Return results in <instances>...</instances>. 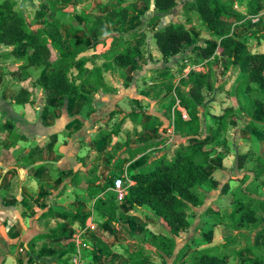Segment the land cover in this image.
<instances>
[{
    "label": "crops",
    "instance_id": "crops-1",
    "mask_svg": "<svg viewBox=\"0 0 264 264\" xmlns=\"http://www.w3.org/2000/svg\"><path fill=\"white\" fill-rule=\"evenodd\" d=\"M28 1H21L24 3L22 8L35 10L47 6L46 0ZM120 1H126L135 8L132 0ZM138 2L142 3L141 0ZM114 4L116 0H72L67 4L58 3L56 9L39 20H35V14L30 18L22 10L28 17L31 29L43 28L47 32L51 14L59 13L62 48L71 53L74 50L72 39H83L90 50L82 57L86 59L96 54L97 57L88 60V66L101 67L102 78H95L93 83L83 85L82 97L75 100L59 96L51 105H47L44 88L52 70L30 67V80L23 82L19 67L32 50L28 44H23L17 54H10L13 47L3 43L0 31V264H59L56 258L36 259L29 252L30 243L40 234L56 229L59 224L66 225L67 219L78 227L80 222L70 217V213H87L86 229L91 231L98 227V223L95 224L97 211L94 206L98 198H105L111 190L104 186L107 174L115 171L133 184L130 179L132 173L150 166L162 155L167 154L171 158L179 143L190 140L174 134L171 119L166 114L156 112V100L150 89L144 87L146 77H152L156 72L154 68L163 65L143 59L137 66L122 69L111 62V56L106 55L105 51L114 46V42L123 37L121 35L127 34L132 21L116 27L110 25V32L103 36L86 34L81 13L98 10L110 24L107 13ZM247 6V0H235L236 10L243 15L248 13L245 10ZM151 8L155 11L153 5ZM260 16L264 23V10ZM170 18L173 16L164 14L161 20L165 23ZM258 20V17L253 18L255 23ZM263 30L264 25L260 23L257 27L237 24L233 28L239 37L251 35L249 45L253 52H264ZM255 32L260 36H255ZM193 33L198 44L200 34H210L206 29L201 32L193 30ZM158 56H162L160 52ZM55 59L56 54L52 57V60ZM180 60L177 56L164 66L175 71V62ZM79 65L75 67L76 71ZM188 72L185 68L183 76ZM235 73L233 68L229 69L226 82L232 78L231 82L236 83L239 76L233 75ZM23 85L34 88L33 103H16L15 97ZM251 87V95L258 93L256 83H251ZM235 94L252 97L240 84L236 85ZM224 100L230 101L228 97ZM134 111L141 112L140 117L143 112L159 116L164 122L160 128L161 135L154 130L143 129L141 123L130 116ZM125 116H128L127 119L116 131L118 123ZM241 118L246 119L243 115ZM242 119L239 118V122L237 117L235 119L232 130L235 138L228 141V153L211 160L214 186L204 185L198 189L201 203L189 207L190 226L175 237L176 247L171 257L164 255L156 244L146 241L145 235L170 233L168 224L146 205L136 208L121 205L126 220L114 222V233L101 231L104 240L113 248L128 241V254L143 250L150 256L154 255L152 258L149 256L147 264H152L151 261L154 264H195L194 255L197 252L212 248L216 254H228V264H249L262 255L264 211L258 210L256 221L243 223L240 222L243 214L237 211V206L251 197L257 203L264 200V190L259 189L260 181L253 182L252 169L255 154L263 150L262 147L259 150L256 130L252 128L253 132L248 126L241 125V122L244 123ZM13 132L18 135L15 142L12 141ZM166 135L172 136L173 147L160 143ZM32 151L36 154L29 156ZM111 154L114 155L112 159ZM71 171L74 173H69ZM253 186L260 191L256 195L252 193ZM46 213L47 216H44ZM128 216L131 219H127ZM98 229L101 230L100 227ZM62 231L67 233L66 229ZM59 239H39L35 248L50 244L60 253L62 242ZM162 254L165 262L162 261ZM126 259L129 263V256Z\"/></svg>",
    "mask_w": 264,
    "mask_h": 264
},
{
    "label": "trees",
    "instance_id": "trees-1",
    "mask_svg": "<svg viewBox=\"0 0 264 264\" xmlns=\"http://www.w3.org/2000/svg\"><path fill=\"white\" fill-rule=\"evenodd\" d=\"M17 1L0 0V31L3 43L13 47L10 54H17L18 49L23 44H28L32 50L19 67L23 73L22 81L30 80V67H47L52 70L44 88L47 105H51L55 98L59 96L74 100L82 97L81 88L83 85L93 83L95 78H102L101 67L88 66V60L97 57L96 54L86 59L82 57L84 53L90 50L84 44L83 39H72L74 50L71 53L66 52L62 48V21L59 17L60 14L57 12L52 13L48 21L49 32L43 28L31 29L25 13L17 8ZM70 1L72 0H46V8L35 9V20L47 17L51 11L56 9L58 3L67 4ZM141 1L147 8H151L153 5L156 11L155 15L146 22L145 27L134 31L127 40L120 37L117 45L111 46L105 51L107 52L106 55L112 53L111 62L122 69L137 66L144 59L148 30H152L156 45L163 55L165 64L170 62L172 57L185 54L191 43L196 40V36L190 27L183 22H171L161 28L154 29L156 23L161 20L162 15L173 11L182 0ZM247 1V15H243L236 10L235 0H192L189 2L188 6L195 11L197 20L213 36V41L198 47L194 50L196 52L192 51L179 61L181 64L180 74L182 76L180 86L173 90L171 88L167 92L165 99L170 100L171 103L173 102L170 105V110H172L173 105L176 106V98L179 99L180 105L187 110L189 117L184 118L182 112L174 106L173 126L175 135L190 138V140L179 143L171 158L167 154L162 155L154 160L150 166L141 168L130 176L134 183L129 187L126 204L130 208L149 206L168 224L170 233L149 235V240H152V243L156 244L158 249L168 257H171L174 253L176 247L175 237L179 236L181 232L187 230L190 226L189 207L191 205L197 206L201 203L200 195L195 190L204 185L214 186L215 179L211 172L214 166L211 160L224 157L229 151L226 140L217 144L221 146L219 149L206 147V143L214 142L217 137L219 138L220 130L212 135L211 140L208 142L195 143V139L204 130L201 106L205 104L207 95L217 87L216 69L220 61L226 62L225 68L228 70L233 68L234 71L243 74L244 79L240 85L245 87L250 95L253 93L251 83L258 85V93L251 95L252 99H254L252 109L257 115H262L264 118V52L252 51L249 45L251 35L249 37H239L233 32V28L237 24L248 27H257L259 25L258 22H253V18L258 17L260 20V12L264 10V0ZM134 10L135 8L132 4L116 0V4L110 6L107 13L110 24L105 19V15L98 10L82 12L81 17L84 20L86 34L103 36L110 31V25L116 27L128 24L131 21ZM254 35L260 36L257 32ZM54 54H56V59L52 60ZM78 64L80 65L76 71ZM189 65H200L203 68L206 67V70L191 68L183 76L185 68ZM163 69L164 71L160 73L161 79L173 75L170 67L164 66ZM186 82L189 87L188 90L184 88ZM158 83H162V81ZM158 83L152 87H159L158 94H160L163 86ZM15 101L17 104L33 103L35 101L34 88L23 85L18 91ZM115 113L112 112V114ZM130 114L134 121L141 123L143 129L154 130L157 135H161L160 128L164 122L159 116L146 115L143 112L140 117L141 112L135 111ZM127 117L125 116L118 123L116 131L120 129ZM225 118L226 115H221L218 120L220 123L223 122L225 124ZM230 123L236 124L233 121ZM8 125L12 129V126ZM17 138L18 135L13 132L12 141H17ZM33 154L36 153L32 151L29 156H33ZM255 156L256 164L253 168V181H260L259 189L264 190V150L260 154H255ZM113 157L114 155L111 154L110 159ZM33 159L34 157L31 158V161ZM69 173L74 172L71 171ZM116 177L119 176H115L113 180L109 179L106 187L111 188ZM251 201L243 202L237 206V211H241L243 214L240 219L241 223L257 220L256 214L262 205H253ZM120 207L121 205L117 203L115 192L112 190L107 192L105 198L96 200L95 209L106 218L102 224L103 231L114 233L115 225L113 222L119 218L124 219L126 217L124 212L119 213ZM47 214H44V216H47ZM88 215L70 213V217L80 222L82 226L85 225ZM63 229H66V225L59 224L56 229L37 236L29 245V252L36 259L43 257L56 258L59 264H72V253L75 248V243L73 242L69 243L71 246L63 252V255L50 244H44L39 249L35 248V243L39 239L69 238V234L66 235L62 231ZM164 255H161L163 262H165ZM227 255L220 252L216 254L212 248L197 252L194 255V259L195 264H228L229 255ZM149 256L145 251L139 250L130 253L129 260L131 264H147L150 261ZM17 264H22V262ZM249 264H264V253Z\"/></svg>",
    "mask_w": 264,
    "mask_h": 264
},
{
    "label": "rangeland",
    "instance_id": "rangeland-1",
    "mask_svg": "<svg viewBox=\"0 0 264 264\" xmlns=\"http://www.w3.org/2000/svg\"><path fill=\"white\" fill-rule=\"evenodd\" d=\"M21 1L22 0L17 1L18 2L17 8L19 10H23L26 14H28V17L33 18V15L35 14V10L33 8L30 9L27 7L22 8V6H24V3L22 4ZM106 1H108V0H106ZM132 1L134 2V5H135V10L132 13V18H131L132 27H130L127 30L126 35H121V36H123L124 40H127L129 38V36L134 31L145 27L146 22L156 13V11H152V8H147L144 3L138 2L139 0H132ZM190 1H192V0L180 1L179 5L173 11H171L168 14H165V16L172 15L173 18H170L171 20L169 22L167 21L165 23L162 20H160L155 25L154 28L155 29L158 27L161 28V27H163V26H165L171 22H176V23L183 22L188 27H190L192 32H193V30L199 31V32L204 31L205 28L202 25V23L197 20V18L195 16L196 15L195 11L193 9H191L190 6H188ZM23 2H25V1H23ZM26 2H29V1L26 0ZM245 10H246V12H248V6L246 7ZM245 15H247V14H245ZM258 23H260L261 25H264L263 20L259 21ZM122 31L126 32L125 30H122ZM108 32H110V31H108ZM263 32H264V30H263ZM108 39L105 41L106 44L108 43ZM197 39H198L200 44L196 43L197 41H193L191 43V46L188 49V51L185 54L179 55V59H182L184 56H187V54L191 53L192 51H194L198 47H202V46L208 44L209 42H211L213 37L207 33L204 35L200 34ZM118 42H119V40L114 42V44L117 45ZM94 49H96V47H94ZM158 50L159 49L156 45L155 38L153 37V32H152V30H148V40H147V45H146V49H145L144 60L151 61L154 64H158L157 62H160L161 65H163V66L154 68L156 72L154 73V75L152 77H150V78L146 77V80L144 81V87L148 90L150 89L153 98H155V100H156L154 102V109L157 110L156 112H161L160 114H166L167 117L169 118V120L171 119L170 124H173V122H174V106L175 105H173L172 110H170L169 109L170 105H172L173 102L171 103L170 100L165 99V96H167L166 94L171 88L173 90L174 88H177L180 86V81L182 78V76L180 74L181 73V64L179 61L175 62L176 65H175V69H174L175 71H173V75H169V76L163 77L161 79L160 73L164 71L163 68L165 65V63H164L165 60H164L162 54H161L162 55L161 57L158 56L159 52H160V51L158 52ZM194 52H196V51H194ZM107 55L112 57V53L107 54ZM154 55H157V56H154ZM146 56H148V59H146ZM172 58H176V57H172ZM172 58L170 59V61L172 60ZM177 63H179V64L177 65ZM225 65H226V62H224V61L219 62L218 68L216 69L217 87L207 95L205 104L203 106H201V110H202V114H203L204 130L202 131V134L195 139V143H199V142L200 143H202V142L206 143V142H208L209 140H211L212 135L216 134V132L218 130H220L221 134H219L220 135L219 138L217 137V139L214 142L206 143L207 144L206 147L211 148V146L212 147L214 146L215 148L219 149V148H221V146H219L217 144L221 143L223 140H226V142L228 144V141L233 140V138H235V137H233L234 133H232V130L234 131L233 124L230 122L231 121L236 122V120H235L236 117H237V120L239 122V118L242 119L241 117L243 115V117H246V119H244V120L242 119L244 121V123L241 122V125L248 126L253 132H255L253 129L256 130L255 133L258 135V137H255V138H256L259 146H260L259 150L261 147H262V150H264V118L262 117V115H257L255 113V111L252 110V104H253V100H254V99H252V97L250 99L247 95H236L235 94L236 85L240 84L244 79V76L242 75V73L237 72V73L233 74V75H237V77L239 76V79H237V81H235L236 83L231 82L232 78L229 79L228 82H226V76L228 73V69L225 68ZM191 68H198V69L202 70V66H200V65H198V66L197 65H194V66L189 65L187 67V70L189 71ZM161 81H162V83H158ZM163 82H164V84H163ZM229 82H231V83L229 84ZM156 83L163 86V90L160 91V94H158V91L160 90L159 87H157V88L152 87L153 85L155 86ZM231 84H235V85L231 86V88H230ZM150 87H152V88H150ZM184 88L186 90L189 89L187 82H186V85H184ZM225 97H228L230 99V101L224 100ZM231 108H232V110H231ZM221 115H226V118L224 120L225 124L223 122L220 123L218 120V118H220ZM220 127H222V129H220ZM165 137L166 138L162 139L160 143L161 144L166 143V147L167 146L173 147L174 140L171 138L172 136L166 135ZM255 162H256V160L253 161L252 169L254 168V166L256 164ZM118 175H120V174H117L115 171L107 174L105 177L104 186L107 184L109 179L113 180V178L115 176H118ZM253 180H254V178H253ZM124 181L126 182V184L129 183V181L126 180V178H124ZM256 186H253L251 188V190H252V193L258 194L260 191H259L258 187H256ZM195 192L200 195L198 189L195 190ZM250 200H252L251 202L253 203V205H256V204L262 205V207L259 208V211L260 212L264 211V207H263L264 200L259 202V203H257V201L254 199V197H252V199H250ZM250 200H247L245 203L250 202ZM241 203H243V202H241ZM96 211H97V216H96L95 224L98 223V225H97L98 227L95 226V228H94L95 230L92 229L91 231H89L86 229L85 225L82 226L81 224L78 227H74L75 222H72L71 219H67V221H66V225H67L66 226V232L67 233H65V232L64 233L66 235L69 234L68 235L69 238L60 237V239L58 240V241L62 242L61 243L62 247L60 249V253L63 255V252H65L71 246V245H69V243L73 242V243H75V248H74V252L72 253V256H75L77 254L79 257H81L82 264H131L130 262L128 263V261L126 259L127 256H129L128 248H127L128 241H124L126 243H121L120 245L116 246L115 248H113L112 245L107 243V241H105L104 237L102 236L103 233L101 232V231H103L102 230V224L104 223L106 218L102 214H100V212L98 210H96ZM120 212H122V207H120V209H119V213ZM82 215H85V214H82ZM119 219H121V218H119ZM119 219L116 221H119ZM127 219H131V216H128ZM121 220H126V217L124 219H121ZM99 227L101 230L98 229ZM145 237H146V241H149L150 243L153 242L152 240H149L150 236L145 235ZM222 252H224V251H222ZM153 256H150V258H152ZM240 264H241V262H240Z\"/></svg>",
    "mask_w": 264,
    "mask_h": 264
},
{
    "label": "built area",
    "instance_id": "built-area-1",
    "mask_svg": "<svg viewBox=\"0 0 264 264\" xmlns=\"http://www.w3.org/2000/svg\"><path fill=\"white\" fill-rule=\"evenodd\" d=\"M202 69H203V67H202ZM175 108H177L178 110H180L182 112L184 118L189 117L187 110L180 105V101L178 98H176ZM131 185H132L131 181H129V183L126 184L123 176H119V177H116L114 179V183L110 189L115 192L116 200L120 205L124 206L126 204V197L129 193V187ZM71 262H72V264H82L81 257H79L77 254L72 257Z\"/></svg>",
    "mask_w": 264,
    "mask_h": 264
}]
</instances>
